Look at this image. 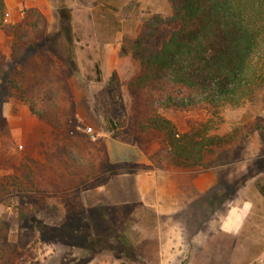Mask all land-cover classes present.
Returning <instances> with one entry per match:
<instances>
[{
  "label": "rangeland",
  "instance_id": "rangeland-1",
  "mask_svg": "<svg viewBox=\"0 0 264 264\" xmlns=\"http://www.w3.org/2000/svg\"><path fill=\"white\" fill-rule=\"evenodd\" d=\"M5 1L0 264H168L167 252L179 258L170 264H264V87L216 115L162 112L205 147L194 167L161 163L163 137L132 130L133 86L142 58L179 28L170 0ZM11 101L20 107L14 113L23 106L36 120L24 123L26 135L12 131ZM75 137L94 144L100 158L92 166H77L87 151L69 160ZM152 170L165 197L159 210L153 195L128 189L114 202L96 191L121 175L133 187V176ZM199 176L208 179L201 194L192 188Z\"/></svg>",
  "mask_w": 264,
  "mask_h": 264
},
{
  "label": "trees",
  "instance_id": "trees-1",
  "mask_svg": "<svg viewBox=\"0 0 264 264\" xmlns=\"http://www.w3.org/2000/svg\"><path fill=\"white\" fill-rule=\"evenodd\" d=\"M170 2L179 28L158 51L142 58L133 86L137 115L132 130L163 137L165 147L155 155L159 162L194 167L202 162L205 145L193 140L192 133L178 134L162 112L202 110L216 115L224 107H240L255 98L264 87V0ZM6 10V1L0 0V28ZM95 69L96 81L101 82L99 62ZM12 83L22 98L21 81ZM74 141L78 150L69 160L77 162L83 152L88 154L87 162H79L78 167L92 166L95 155L100 158L90 141L77 137ZM186 145L198 148L191 150ZM259 190L264 197V184Z\"/></svg>",
  "mask_w": 264,
  "mask_h": 264
},
{
  "label": "crops",
  "instance_id": "crops-1",
  "mask_svg": "<svg viewBox=\"0 0 264 264\" xmlns=\"http://www.w3.org/2000/svg\"><path fill=\"white\" fill-rule=\"evenodd\" d=\"M33 7H36V6H33ZM21 107H22L21 109H23L24 111L22 110V112H20L19 114L14 113L16 112V109H19L20 107H19V104H17L14 101H11L9 105H7L6 116L10 119L13 118L17 120L15 121V123L12 122V127L10 126L13 132L19 133V135H26L27 131L24 127V123L34 122L36 120L33 118L34 116H32V113L29 110H27L23 106ZM126 177L127 175H121L120 177L117 176L114 178V184L110 183L111 186H109L110 185L109 184L108 186L100 187L96 191H99L102 198L104 199L110 198L112 200L114 199V202H116L115 199L117 197H120L122 194L126 193L128 189H130V191L135 190L136 193H140L142 195L144 194H147L148 196L153 195L152 205H151L152 207L159 210L165 206V203H164L165 197L163 196L162 189H160V185L158 182V173L156 170L147 172L145 175L138 174L136 176H133L134 180L130 182L131 184L133 183V187L128 186L127 188L125 186V183L128 184L127 180H125ZM213 180L216 181L217 179H215L214 177H211L210 182L212 183ZM207 182H208V179L206 177H201V176L195 177V179L192 180V188L196 192H198V194H201L204 190L203 184ZM104 189H107L106 194L105 192L104 193L101 192ZM180 204H181V201L179 205ZM164 257H165L164 261L167 262L168 264L174 263L176 262V260L178 261L179 259L176 254L172 255L170 252H167L166 255H164Z\"/></svg>",
  "mask_w": 264,
  "mask_h": 264
},
{
  "label": "built area",
  "instance_id": "built-area-1",
  "mask_svg": "<svg viewBox=\"0 0 264 264\" xmlns=\"http://www.w3.org/2000/svg\"><path fill=\"white\" fill-rule=\"evenodd\" d=\"M87 131L91 134V139L95 141L97 139V136L93 133L92 129L89 128Z\"/></svg>",
  "mask_w": 264,
  "mask_h": 264
}]
</instances>
